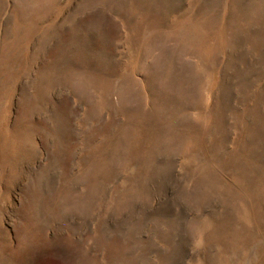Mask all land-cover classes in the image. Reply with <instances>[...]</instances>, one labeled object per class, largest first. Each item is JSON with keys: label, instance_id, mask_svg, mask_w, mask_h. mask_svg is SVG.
<instances>
[{"label": "rangeland", "instance_id": "rangeland-1", "mask_svg": "<svg viewBox=\"0 0 264 264\" xmlns=\"http://www.w3.org/2000/svg\"><path fill=\"white\" fill-rule=\"evenodd\" d=\"M0 264H264V0H0Z\"/></svg>", "mask_w": 264, "mask_h": 264}]
</instances>
